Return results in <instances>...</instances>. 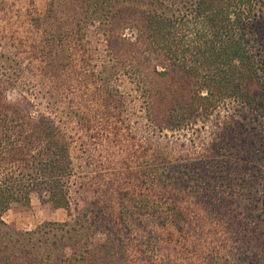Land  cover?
Returning a JSON list of instances; mask_svg holds the SVG:
<instances>
[{
  "label": "rangeland",
  "instance_id": "obj_1",
  "mask_svg": "<svg viewBox=\"0 0 264 264\" xmlns=\"http://www.w3.org/2000/svg\"><path fill=\"white\" fill-rule=\"evenodd\" d=\"M111 9L115 0H0V63L18 67L8 96L62 123L75 157L69 208L33 194L4 221L44 253L86 256L69 264H111L110 236L123 246L116 264H264V116L231 98L194 116L179 75L159 76L155 61L141 81L117 68ZM257 13L247 33L264 75V1ZM168 86L184 94L174 116L189 119L159 128L151 120L169 107L152 112L151 95Z\"/></svg>",
  "mask_w": 264,
  "mask_h": 264
},
{
  "label": "trees",
  "instance_id": "obj_2",
  "mask_svg": "<svg viewBox=\"0 0 264 264\" xmlns=\"http://www.w3.org/2000/svg\"><path fill=\"white\" fill-rule=\"evenodd\" d=\"M263 1L115 0V9L103 14L110 26L105 35L111 57L117 68H126L140 81L145 80L144 65L154 61L159 76L179 75L180 84L189 89L186 106L194 116L209 114L228 98L249 104L264 116V75L247 33ZM85 18L86 23L96 21L93 15ZM127 26L136 29L130 36L120 31ZM15 73L18 67L0 63V264L80 261L86 256L70 255L67 251L75 252V247L69 245L62 255L42 252L40 245L3 219L13 205L30 204L33 194L69 208L75 172L74 139L64 125L49 114L37 113L30 100L8 96L9 87L18 84ZM162 92L151 95L149 107L153 112L164 103L170 114L151 123L159 128L182 126L189 118L174 114L185 106L180 99L184 94L169 86ZM80 226L82 231L88 228L82 235H93L91 225ZM117 246L123 247L108 237L104 257L114 259L111 264H116Z\"/></svg>",
  "mask_w": 264,
  "mask_h": 264
}]
</instances>
